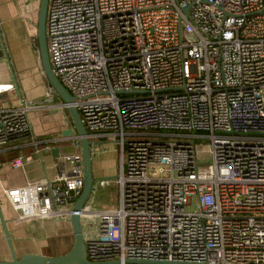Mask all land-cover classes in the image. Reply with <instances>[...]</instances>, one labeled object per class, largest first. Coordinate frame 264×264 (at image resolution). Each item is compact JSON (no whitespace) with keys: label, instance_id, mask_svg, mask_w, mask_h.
I'll return each mask as SVG.
<instances>
[{"label":"built area","instance_id":"2783aa9c","mask_svg":"<svg viewBox=\"0 0 264 264\" xmlns=\"http://www.w3.org/2000/svg\"><path fill=\"white\" fill-rule=\"evenodd\" d=\"M45 30L91 154L113 136L121 156L117 206L83 204L97 215L82 231L87 258L264 264V0H48ZM12 88L0 81V95ZM47 88L43 105L66 108ZM37 106L0 103V151L21 150L10 165L76 149L57 156L52 179L4 192L20 219H65L83 185L80 141L72 121L71 134L39 137Z\"/></svg>","mask_w":264,"mask_h":264},{"label":"crops","instance_id":"0c3cea01","mask_svg":"<svg viewBox=\"0 0 264 264\" xmlns=\"http://www.w3.org/2000/svg\"><path fill=\"white\" fill-rule=\"evenodd\" d=\"M39 2L40 0H0V38L4 43L10 62L13 59V53H21L24 50L31 53L32 47L36 48ZM11 65L13 73L6 59L0 57V81H10L12 77L14 78L15 69L12 62ZM5 94L0 95V103L4 105L17 103L20 98V96H16L12 100L10 96H4ZM55 98L60 99L57 96ZM47 113L53 112L49 109ZM64 128L63 125L60 131ZM35 133L38 135L36 130ZM54 146L60 148L59 153L76 149V146L71 142ZM31 150V146L23 148V151L26 152ZM20 151L15 146L0 151V206L15 252L17 255L25 252L63 253L71 248L74 241L71 223L66 219L54 218L20 219L18 210L8 202L4 192L5 188L52 179L56 173L54 161L57 160V156H54L51 149H43L40 155L35 154L32 160L14 168L10 165L9 160ZM112 151L108 152L113 156ZM100 156L101 154L91 155L93 177L100 167ZM9 259H11V252L0 220V260Z\"/></svg>","mask_w":264,"mask_h":264},{"label":"rangeland","instance_id":"374dc122","mask_svg":"<svg viewBox=\"0 0 264 264\" xmlns=\"http://www.w3.org/2000/svg\"><path fill=\"white\" fill-rule=\"evenodd\" d=\"M30 53L25 50L21 53H13L11 60L14 66V78L10 81L14 83V88L8 91L4 96H10L15 99L16 96H22L30 104H37L39 106L32 108L30 111V118L34 129L41 136L55 135L60 132L62 126L70 123L71 119L68 116L66 108H62L59 112L47 113L49 108L44 103V96H49L48 85L45 75L42 71L39 52L33 48ZM56 95V94H55ZM54 95V96H55ZM36 96V97H32ZM39 96V97H38ZM58 98L54 99L57 100ZM63 110V111H62ZM113 136L103 139L104 150L98 153L100 156V167L94 177L92 183V190L85 201V204L91 210H100L106 208H113L118 203V184L116 176L118 173V165L120 167L121 156L118 149L116 150L113 142ZM205 147V145H203ZM112 151V155L108 151ZM105 152V153H104ZM204 153L202 152V155ZM92 155V154H91ZM205 160V159H204ZM100 179H106L108 182L105 185L99 183ZM65 207V205H61ZM187 208H196L195 202L188 205ZM96 214H82L81 226L84 235L90 228V225L96 221Z\"/></svg>","mask_w":264,"mask_h":264},{"label":"water","instance_id":"95a60500","mask_svg":"<svg viewBox=\"0 0 264 264\" xmlns=\"http://www.w3.org/2000/svg\"><path fill=\"white\" fill-rule=\"evenodd\" d=\"M48 0H40L38 14H37V28L36 36L38 42V51L40 62L42 66V71L44 72L49 84L55 90L56 94L59 96L61 101L66 106V110L70 116V119L74 125L76 134L80 141V150L82 154L83 162V185L80 193L76 197L69 216L65 219L71 223L72 232L74 236V241L71 248L63 253L59 254H43L37 252H25L21 255H17L10 238V234L6 227L5 219L3 217L1 206H0V220L5 234L7 244L11 252V259L0 260V264H101V261H91L87 258L86 248L83 238L82 226H81V210L83 204L88 199L91 190L94 177L92 174V159L90 143L91 140L88 138V132L82 121L78 109L72 103L73 96L70 94L68 89L59 81L58 77L55 75L48 50H47V38L45 30V21L47 13ZM0 57H4L13 73L12 65L9 59V55L6 51L4 43L0 38ZM51 112L61 111L60 107H54L50 109ZM64 134L73 133V128L68 127L62 130ZM54 156H58L60 153V148L58 146H53L51 149Z\"/></svg>","mask_w":264,"mask_h":264},{"label":"trees","instance_id":"16d2710c","mask_svg":"<svg viewBox=\"0 0 264 264\" xmlns=\"http://www.w3.org/2000/svg\"><path fill=\"white\" fill-rule=\"evenodd\" d=\"M35 46H36V48H37V50H38V42H37V38H36V42H35ZM39 52V51H38ZM44 73V72H43ZM45 75V74H44ZM45 78H46V76H45ZM46 80H47V78H46ZM47 85L48 86H51L50 84H49V82H48V80H47ZM55 91V90H54ZM68 113V112H67ZM69 115V114H68Z\"/></svg>","mask_w":264,"mask_h":264}]
</instances>
